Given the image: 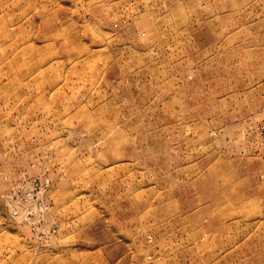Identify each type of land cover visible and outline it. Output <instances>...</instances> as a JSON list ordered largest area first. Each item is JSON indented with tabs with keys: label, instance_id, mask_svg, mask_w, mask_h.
<instances>
[{
	"label": "rangeland",
	"instance_id": "374dc122",
	"mask_svg": "<svg viewBox=\"0 0 264 264\" xmlns=\"http://www.w3.org/2000/svg\"><path fill=\"white\" fill-rule=\"evenodd\" d=\"M0 264H264V0H0Z\"/></svg>",
	"mask_w": 264,
	"mask_h": 264
}]
</instances>
